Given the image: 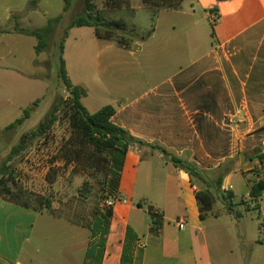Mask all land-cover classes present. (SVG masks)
<instances>
[{
	"label": "crops",
	"instance_id": "obj_1",
	"mask_svg": "<svg viewBox=\"0 0 264 264\" xmlns=\"http://www.w3.org/2000/svg\"><path fill=\"white\" fill-rule=\"evenodd\" d=\"M8 1L0 0V25L15 22L7 30L21 34L18 15L8 14L18 7L9 8ZM131 4L134 14L148 9ZM95 38L97 70L85 80L74 78L69 68L68 37L69 78L87 89L83 104L90 113L112 105L113 123L148 145L132 147L125 158L124 202L113 207L102 264L121 263L128 228L138 236L134 264H264V193L248 211L256 203L245 176L256 171L264 178V162L254 155L264 154V0H184L179 10L159 11L153 32L130 49ZM105 62L127 69L107 72ZM0 79L1 87L9 86L8 76ZM151 145L205 171L236 161L203 220L196 195L204 185ZM149 208L161 220L156 232ZM42 217L75 227L69 264H84L88 227L1 197L0 264H35L34 234ZM118 227L122 235L114 240Z\"/></svg>",
	"mask_w": 264,
	"mask_h": 264
},
{
	"label": "rangeland",
	"instance_id": "obj_2",
	"mask_svg": "<svg viewBox=\"0 0 264 264\" xmlns=\"http://www.w3.org/2000/svg\"><path fill=\"white\" fill-rule=\"evenodd\" d=\"M9 0L8 7H18L9 10L16 13L18 22L25 29H38L45 26L49 19L63 15V19L56 25L45 52L37 55L34 37L24 34L11 33L7 29L15 22H2L0 31V67L9 78V86H0V167L9 159L11 150L22 139L27 140V148L14 156L8 163L9 172L15 178V183L30 192L40 194L51 202V208L44 212L72 223L91 226L97 209H106L104 191L107 184L112 182L109 169L113 161L108 157H97L91 163L83 159L71 162L68 146L71 137L70 123L65 107L58 112V122L43 137L29 140L32 132L45 120L54 103L66 100L68 92L59 78V50L58 45L65 28L76 17L83 13V0H73L67 13H64V0ZM103 8V0H96ZM40 2V3H39ZM142 0H133L134 7L142 5ZM40 5L39 8H35ZM31 9V10H30ZM108 20H123L128 25V31L120 37L127 40L135 36H147L152 26V11L150 8L139 10L135 14L128 9L115 12L105 11ZM18 31V30H17ZM97 42L92 28H73L69 31L67 56L69 68L73 77L89 79L97 70ZM107 72L127 69L114 66L111 62L104 63ZM1 80V79H0ZM107 84L113 83L112 79ZM47 91H46V87ZM46 92V94H45ZM38 106L23 124L6 131L5 128L23 117V111L31 106L35 100ZM73 158V157H72ZM88 183L92 188L89 199L80 195L79 189ZM118 202H124L121 197ZM134 205L138 201L134 198ZM147 217V216H146ZM37 225L34 234L33 248L36 251L35 264H69L71 238L75 235V227L67 225L58 219H44ZM49 218V217H48ZM149 219V217H148ZM49 220V221H48ZM113 239L122 235V228L115 229ZM77 259L79 253H74ZM231 264V263H230Z\"/></svg>",
	"mask_w": 264,
	"mask_h": 264
},
{
	"label": "trees",
	"instance_id": "obj_3",
	"mask_svg": "<svg viewBox=\"0 0 264 264\" xmlns=\"http://www.w3.org/2000/svg\"><path fill=\"white\" fill-rule=\"evenodd\" d=\"M143 4L152 11V26L149 34L155 29V22L159 11L163 9L179 10L182 8L184 0H142ZM32 1L31 3H35ZM64 13H67L73 4V0H64ZM123 9H132L131 0H103V8L98 6L96 0H83V13L76 16L69 25L65 28L63 36L59 42V78L63 83L65 90L68 92V98L60 102L54 103L51 110L48 112L45 120L37 127L35 132H32L29 140H34L37 137L46 136L50 130L58 122V112L61 107H65L67 118L70 123L71 137L69 139L70 160L83 159L91 163L97 157H108L109 162L113 161L112 167L109 169V175L112 177V182L107 184L104 191L106 209H97L95 212L94 222L91 226H86L91 230V243L86 254L84 264H102L108 235L110 233L111 220L113 217V207L115 204H108L110 199L119 200L120 179L124 167V162L129 150L132 147L140 146L147 147L143 141L133 137L129 131L115 125L112 118L116 114V109L112 105H106L95 113H90L83 99L87 96V89L81 85L74 84L68 75L66 60L64 58L65 44L69 37V31L73 28H92L97 38L105 40H114L120 46L130 49L134 42L144 41L147 36H135L127 40L120 37L121 33H133L128 31V25L123 20H108L105 16V11L115 12ZM63 15L54 19H49L47 24L41 28L18 29V32L30 37H34L37 41L35 52L37 55L45 52L50 39L55 31L57 24L61 22ZM39 100L35 101L31 106L23 111V117L10 124L5 128L6 131L16 128L18 125L28 119L34 107L38 106ZM153 150L159 151L165 158L167 163L174 165L176 168L187 172L192 180L201 182L205 189L200 190L196 197L199 204L201 219L212 210L216 202L215 194L221 189L223 179L228 172L234 169L236 161H230L225 167H219L213 171H205L188 160L172 156L170 152L159 145L149 146ZM27 148V140L22 139L20 143L13 147L7 162L0 167V197L10 202L22 205L26 208L34 209L38 212H44L45 209L51 208V202L40 194L27 191L19 187L15 183V178L9 172L8 163L10 160ZM260 162H264V154L254 153ZM247 184L250 187V197L256 203L261 199L264 193V178H259L256 171L245 175ZM80 195L89 199L92 194V188L88 183H85L79 189ZM231 195L228 194L227 198ZM139 207H142L138 204ZM227 211L233 213V204L227 203ZM250 206L247 210L250 211ZM254 208V209H255ZM149 215L153 221L152 231L156 232L161 227V220L151 208L148 209ZM239 216V214H236ZM137 234L128 228L124 242L123 252L120 264H134Z\"/></svg>",
	"mask_w": 264,
	"mask_h": 264
},
{
	"label": "built area",
	"instance_id": "obj_4",
	"mask_svg": "<svg viewBox=\"0 0 264 264\" xmlns=\"http://www.w3.org/2000/svg\"><path fill=\"white\" fill-rule=\"evenodd\" d=\"M229 122H232L231 118L229 119ZM108 204H115V200L110 199V200L108 201ZM250 207H251V208H255V204L250 205ZM179 227H180V228H183V227H184V222H183L182 220L179 221Z\"/></svg>",
	"mask_w": 264,
	"mask_h": 264
},
{
	"label": "water",
	"instance_id": "obj_5",
	"mask_svg": "<svg viewBox=\"0 0 264 264\" xmlns=\"http://www.w3.org/2000/svg\"><path fill=\"white\" fill-rule=\"evenodd\" d=\"M241 160H242V162H244V159L243 158Z\"/></svg>",
	"mask_w": 264,
	"mask_h": 264
}]
</instances>
